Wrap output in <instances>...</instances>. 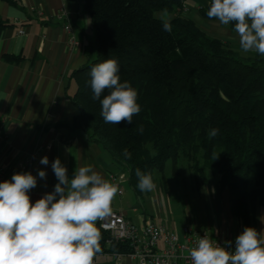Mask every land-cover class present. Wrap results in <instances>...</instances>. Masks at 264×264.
I'll return each instance as SVG.
<instances>
[{
    "label": "trees",
    "instance_id": "obj_1",
    "mask_svg": "<svg viewBox=\"0 0 264 264\" xmlns=\"http://www.w3.org/2000/svg\"><path fill=\"white\" fill-rule=\"evenodd\" d=\"M185 1L84 0L95 57L73 73L71 101L79 115L71 127L109 155L135 193H142L136 169L162 173L167 161L182 158L203 182L204 169L218 174L233 217L249 227L259 207L264 227V56L241 58L230 44L208 36L182 14ZM207 1L200 17L217 20L207 16ZM165 11L172 15L171 31L155 17ZM228 28L235 32V23ZM106 59H116L120 81L137 90L141 111L131 124L105 123L92 98L91 68ZM212 129H218L214 137ZM100 232V253L130 252L128 244Z\"/></svg>",
    "mask_w": 264,
    "mask_h": 264
},
{
    "label": "crops",
    "instance_id": "obj_2",
    "mask_svg": "<svg viewBox=\"0 0 264 264\" xmlns=\"http://www.w3.org/2000/svg\"><path fill=\"white\" fill-rule=\"evenodd\" d=\"M207 4V0L185 2L195 7L194 17L189 18L212 37L222 27L218 19L200 17L198 9ZM68 22L76 45L68 43L70 34L63 29ZM19 30L24 33L18 34ZM94 57V30L84 0H0V163L9 179L23 172L24 162L30 160V172L37 177V186L29 192L35 203L58 183L51 167L56 158L67 168L69 179L77 167L89 165L107 180L109 173H122V193L113 200L112 212L122 213L137 226L149 221L162 225L180 240L185 237L184 228L208 232L213 239H236L245 226L232 216L227 193H220L218 186L213 211L195 217L182 214L176 220L169 202L155 193H135L127 174L109 155L83 131L71 127L79 115L71 101L76 92L73 73ZM44 156L48 165L40 163ZM40 170L46 172L45 179L39 177ZM249 227L264 232L262 210L258 209L256 223ZM94 264H137V260L102 252Z\"/></svg>",
    "mask_w": 264,
    "mask_h": 264
},
{
    "label": "clouds",
    "instance_id": "obj_3",
    "mask_svg": "<svg viewBox=\"0 0 264 264\" xmlns=\"http://www.w3.org/2000/svg\"><path fill=\"white\" fill-rule=\"evenodd\" d=\"M207 16L220 23H235L239 46L245 53L264 56V0H211ZM167 11L162 16L165 31H171ZM116 59H106L91 68L93 100L101 105L105 123L133 122L141 111L137 90L121 82ZM107 90L108 94L104 95ZM218 129L209 132L210 137ZM126 158L131 153L124 150ZM218 158V157H217ZM48 165L47 156L41 158ZM58 183L35 203L29 192L37 186L31 172L14 173L0 182V264H94L102 251L97 222L112 214V202L119 186L102 177L91 165L75 169L69 179L67 168L56 158L51 164ZM41 179L46 172L40 170ZM141 192L156 188L150 173L136 169ZM227 247L203 236L189 253L191 264H264V232L245 227Z\"/></svg>",
    "mask_w": 264,
    "mask_h": 264
},
{
    "label": "built area",
    "instance_id": "obj_4",
    "mask_svg": "<svg viewBox=\"0 0 264 264\" xmlns=\"http://www.w3.org/2000/svg\"><path fill=\"white\" fill-rule=\"evenodd\" d=\"M63 29L67 34H70L68 43L76 45L70 23L68 22ZM23 33L22 30L18 31V34ZM30 170L31 164L30 160H28L24 162L23 172H30ZM108 178L111 183L119 186L118 194H121L120 185L124 174L109 173ZM5 180L10 179L0 163V182ZM97 227L101 231L106 232L111 240L129 245L131 249L129 253L112 254L114 257L128 256L136 259L137 264H178L179 262L191 264L189 253L203 236H207L213 243H218L225 247H227L226 242L230 241L232 250L235 248V239H213L208 232H199L190 228H184L185 237L180 240L176 233L166 231L162 225L149 221L137 226L119 212H112L110 216L98 221Z\"/></svg>",
    "mask_w": 264,
    "mask_h": 264
},
{
    "label": "rangeland",
    "instance_id": "obj_5",
    "mask_svg": "<svg viewBox=\"0 0 264 264\" xmlns=\"http://www.w3.org/2000/svg\"><path fill=\"white\" fill-rule=\"evenodd\" d=\"M185 2L183 3L182 14L193 18L194 16L191 15V12L195 11V7H190L189 5L188 7L185 5ZM199 10L200 8L198 12ZM163 14L162 12H157L155 13V17L162 19ZM171 17L172 15L168 14L166 19H171ZM217 24L222 28H218V30L212 33V37L223 42L229 41L233 51L241 58H248L253 55L254 52L245 53L241 50L239 37L236 32H231L227 25L220 22ZM151 175L156 188L150 193L158 194L163 202L164 200L169 202V209L176 220L181 219L182 214L189 216L191 213L195 217L200 212H205L206 214V212L210 213L214 210V202L217 195L215 188L218 179V174L215 171L204 169V182L202 183L201 176L196 175L195 171L188 167V162L180 158L175 164L171 160L167 161L162 173L153 171ZM216 202L218 201L216 200ZM258 209L259 207H257L256 211Z\"/></svg>",
    "mask_w": 264,
    "mask_h": 264
}]
</instances>
